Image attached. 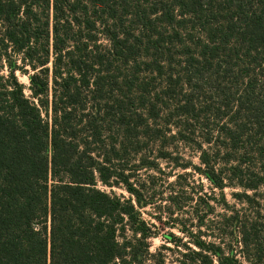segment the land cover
Wrapping results in <instances>:
<instances>
[{"label":"trees","instance_id":"1","mask_svg":"<svg viewBox=\"0 0 264 264\" xmlns=\"http://www.w3.org/2000/svg\"><path fill=\"white\" fill-rule=\"evenodd\" d=\"M159 160L178 264H264V0H0V264H141Z\"/></svg>","mask_w":264,"mask_h":264},{"label":"rangeland","instance_id":"2","mask_svg":"<svg viewBox=\"0 0 264 264\" xmlns=\"http://www.w3.org/2000/svg\"><path fill=\"white\" fill-rule=\"evenodd\" d=\"M5 73V70H4ZM18 80L27 83V77L25 75H21L18 72L16 73ZM194 162H197L195 157L192 158ZM159 167L164 171L165 174L159 173L155 170H149L147 173L155 174L157 176V188L155 196L152 197L150 203H147L144 207L140 209L141 217L146 220L148 223H151L155 226L153 228L155 234L147 239L148 242V254H145L141 259V264H178V259H180V254L183 251L182 247H176L171 244V241L166 239V234L169 232L174 233L175 235L182 237L183 235L178 231L176 227H171V202L167 199V195L169 194V190L165 187L159 185V183H164L166 180L170 182L174 177L171 176V163L167 161L159 160ZM189 171V170H187ZM146 171H140V179L146 178ZM190 182L195 186L198 183L202 184L201 193H207L210 195L212 200H209L211 205H213L212 212L204 219L205 223H215L218 218V213H221L225 210L222 202L218 199L221 198L222 193L226 202L228 203V209L232 208H241L243 202L239 201L235 197L231 195L233 191H238V188H230L225 187L223 191L214 188L208 183V181L201 175L192 172L189 176ZM99 188L105 190L106 192H113L116 195H120L123 197H128V193L123 189L122 186H112L106 187L100 185L98 183ZM260 193L256 201L260 202L261 211L264 212V189L260 188L258 190ZM214 199L218 201L215 202ZM192 208L190 206H186L182 213H176L177 217H189ZM194 225L197 221L196 219H192ZM203 226V224H201ZM127 235H130V231H126ZM207 239V237H205ZM210 239V238H209ZM182 240H187L186 236H183ZM212 240V239H210ZM224 251L231 247H235L236 243L231 238H226L223 242H220ZM229 245V246H228ZM228 246V247H227ZM215 264V262H214Z\"/></svg>","mask_w":264,"mask_h":264}]
</instances>
